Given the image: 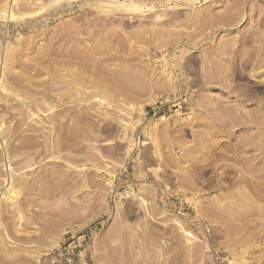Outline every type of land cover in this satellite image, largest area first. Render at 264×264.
<instances>
[{"label":"rangeland","instance_id":"rangeland-1","mask_svg":"<svg viewBox=\"0 0 264 264\" xmlns=\"http://www.w3.org/2000/svg\"><path fill=\"white\" fill-rule=\"evenodd\" d=\"M0 264H264V0H0Z\"/></svg>","mask_w":264,"mask_h":264}]
</instances>
